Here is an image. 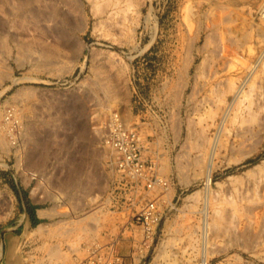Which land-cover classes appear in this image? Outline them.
Here are the masks:
<instances>
[{"label": "rangeland", "instance_id": "374dc122", "mask_svg": "<svg viewBox=\"0 0 264 264\" xmlns=\"http://www.w3.org/2000/svg\"><path fill=\"white\" fill-rule=\"evenodd\" d=\"M27 1L0 0L15 38L0 50V236L25 209L45 216L1 263L99 246L117 264H264V0ZM118 112L163 185L116 167L102 142ZM144 197L151 240L133 221Z\"/></svg>", "mask_w": 264, "mask_h": 264}, {"label": "built area", "instance_id": "2783aa9c", "mask_svg": "<svg viewBox=\"0 0 264 264\" xmlns=\"http://www.w3.org/2000/svg\"><path fill=\"white\" fill-rule=\"evenodd\" d=\"M262 13L264 16V11ZM104 126V143L114 149L116 167L129 179L131 187L149 175H151L150 183L147 185L149 189L155 185H163L162 180L154 173V164L143 159L142 144L136 131L123 124L117 113H114ZM133 221L142 227L145 239L151 240L159 223L157 201L144 197ZM113 254L104 255L101 248L95 246L81 264H117L118 258H114Z\"/></svg>", "mask_w": 264, "mask_h": 264}, {"label": "crops", "instance_id": "0c3cea01", "mask_svg": "<svg viewBox=\"0 0 264 264\" xmlns=\"http://www.w3.org/2000/svg\"><path fill=\"white\" fill-rule=\"evenodd\" d=\"M32 200H33V204L36 205V201L34 199ZM44 212L45 211L42 208H36L35 214L31 215L27 212V209H25L23 220H20L15 226L3 232V235L0 236L1 237L0 238L1 239L0 264H2L1 261L4 258V255L6 257H14L16 255V251L20 243L19 238L17 236L18 232L21 231V233L23 234V233L29 232L35 227L37 230L43 227V224L41 222L45 216ZM12 246L13 248L11 249ZM87 256H88V252L84 253L82 257L81 255L74 254L73 252L71 253V256L65 262H62L60 264H79L81 261L86 259Z\"/></svg>", "mask_w": 264, "mask_h": 264}, {"label": "bare ground", "instance_id": "6f19581e", "mask_svg": "<svg viewBox=\"0 0 264 264\" xmlns=\"http://www.w3.org/2000/svg\"><path fill=\"white\" fill-rule=\"evenodd\" d=\"M37 1H42V0H37ZM36 1V2H37ZM24 2H25V0H24ZM24 2H22V4H21V8H23V5H24V7L25 6H29L30 5V3H28V2H31V0L30 1H27V3H24ZM35 9V11L34 10H32L31 9V12L33 11V14L34 15H31V17L32 16H34V18L35 19H37L38 20V18H41V16L42 15H44V16H46L40 9V11H38L36 8H34ZM261 16L262 17H264L263 16V11H264V2H263V4H262V7H261ZM31 14V13H30ZM43 17V16H42ZM46 18H48V17H46ZM78 26V25H77ZM77 28V27H76ZM79 28V27H78ZM81 29V28H80ZM3 35L4 34H1L0 33V50H4L5 49V52H7L6 51V49L8 48V50H9V47H8V45H7V41H6V39H8V38H10V39H13V40H15V38H13L12 36H8V38H5V36L3 37ZM13 48V50H16L17 51V53L18 54H20V51L22 50V47L20 46V44H18V42L14 45V46H12ZM10 50H11V48H10ZM8 51V52H11V51ZM1 51V52H2ZM5 52H3V53H5ZM9 54V53H8ZM108 84V83H107ZM94 86V85H93ZM94 88V87H93ZM94 90V92H102L104 95H105V97L107 98V101H109L110 103L112 102H114L116 99H117V95H116V92H115V90L114 89H112L111 87H108V86H106L104 83H102V81H98L97 83L95 82V89H93ZM123 112V111H122ZM118 115H119V117H120V119H121V121L123 122V124H125L127 127H129V122H127V120H126V114L124 113V114H122L121 112H118L117 113ZM113 116V113H111L109 116H108V122H109V120L111 119V117ZM22 118V117H21ZM17 119H19V116H18V118ZM21 120V119H20ZM25 123V122H24ZM16 124V123H15ZM107 124V123H106ZM17 127V126H16ZM130 128V127H129ZM25 129H26V127H25ZM17 131V130H16ZM13 132H14V128H13ZM97 132H98V135H102L101 133H102V131H100V130H97ZM24 133V132H23ZM104 135H105V129H104ZM46 136V135H45ZM44 136V137H45ZM104 137V136H103ZM18 138H19V136H18ZM84 137H83V133H81V134H79V139H83ZM15 140V139H14ZM18 140V139H17ZM47 140V139H46ZM11 141V140H10ZM48 141V140H47ZM47 141H43L42 142V144H43V146H46V142ZM50 141H51V139H50ZM19 142V141H18ZM17 143V142H16ZM103 144H104V146L106 147V149L107 150H110V152L112 153V156L114 157V159L116 158V153H115V151H114V149H112L110 146H107L104 142H102ZM39 144V143H38ZM66 144H67V141L66 142H64V146H65V149L67 148V146H66ZM20 145V144H19ZM17 148V147H16ZM41 148L43 149V147L41 146ZM47 147H45L44 149H46ZM106 150V151H107ZM108 152V151H107ZM32 153V152H31ZM43 153V152H42ZM45 154H48L49 155V153H45ZM32 155V154H31ZM110 155V154H109ZM37 156H39V155H37ZM43 156H44V154H43ZM53 157V156H52ZM110 160V159H109ZM83 162V161H82ZM83 164H78V167H76V164H74V166L72 167V175H68L66 178H65V180L66 179H68V183H70V182H74L75 180L77 181V174L78 173H80V169H82L81 168V166H82ZM69 170H71V169H69ZM67 171V170H66ZM72 184V183H71ZM74 184V183H73ZM77 184V183H76ZM17 243V242H16ZM21 244V243H20ZM1 247V246H0ZM13 248V246L11 247V249ZM18 249V248H17ZM1 254V253H0ZM15 254V253H14ZM19 258V257H18ZM16 260V259H15ZM10 261V260H9ZM4 264V263H3ZM7 264V263H6ZM15 264V263H14Z\"/></svg>", "mask_w": 264, "mask_h": 264}]
</instances>
